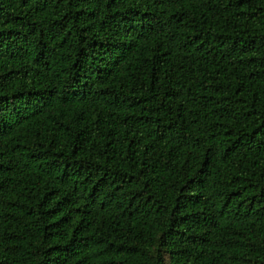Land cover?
<instances>
[{
  "label": "trees",
  "instance_id": "16d2710c",
  "mask_svg": "<svg viewBox=\"0 0 264 264\" xmlns=\"http://www.w3.org/2000/svg\"><path fill=\"white\" fill-rule=\"evenodd\" d=\"M0 264H264V0H0Z\"/></svg>",
  "mask_w": 264,
  "mask_h": 264
}]
</instances>
